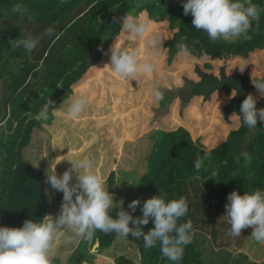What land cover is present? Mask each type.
Masks as SVG:
<instances>
[{
    "label": "trees",
    "instance_id": "16d2710c",
    "mask_svg": "<svg viewBox=\"0 0 264 264\" xmlns=\"http://www.w3.org/2000/svg\"><path fill=\"white\" fill-rule=\"evenodd\" d=\"M252 3L260 9V18L252 22L248 33L251 38L229 43L222 39L212 42L206 33L197 31L192 25L193 17L183 14L181 0H63V3L61 0H0V31L3 29L0 126L7 131L5 138L0 137V150L4 152L0 168V227H22L26 219L40 222L51 214L45 173L24 157V149L29 146L35 128L64 118L60 110L64 105L66 110L67 101L76 93L84 92L91 104L102 105L108 91L101 95L98 82L104 76L114 95L115 107L126 113L128 136L136 138L142 131L155 128L154 143L147 155L148 169L139 178L138 191L130 196L124 209L134 217H142L143 203L153 196L164 195L166 201L184 197L189 209L178 223L190 219L191 235L195 230H207L216 241L214 216L225 208L227 195L234 190L240 195L264 191V123L258 121L257 129L249 132L237 118L248 94L257 98V108H264V99L259 98L252 84V78L264 80V0H252ZM14 4L23 5L27 11L12 12ZM145 13L152 21L150 34L159 38L157 47L151 50L158 69L137 84L114 76L106 64L111 45L125 43L119 18L125 14L138 18ZM51 19L54 20L48 22ZM46 22V31L58 27L48 34V42L42 47L38 43L31 52L36 55L34 60L24 55L28 52L22 46H12L28 34L42 38L43 29L38 31L37 26ZM179 44L189 49L190 56L179 54ZM59 46L63 51L57 58ZM134 47L141 59L150 51L145 40L137 41ZM14 55L22 61L8 76ZM242 65H247L243 73L239 71ZM29 77L33 80L31 88L30 80L27 84ZM157 83L164 86L161 90L165 94L160 101L152 96L153 85ZM170 84L171 88H165ZM186 84L193 88L183 97ZM26 89L31 93L28 100L22 99V91ZM49 98L55 102L52 107L56 110L49 109L47 121L35 119ZM205 152L210 158L197 171L193 162ZM242 152L251 156V163L243 158ZM213 171L216 176H212ZM115 175L112 171L108 177L110 193ZM134 199L140 204L132 212L128 204ZM118 210L113 209L110 215L116 218ZM141 227L147 232L154 224L150 220ZM250 232V228L242 231L237 238L239 245L250 239ZM97 239L100 240L97 252L101 253L112 246L116 233L97 231L91 240L81 239L67 261L51 257V264H84L87 259L93 260L95 253L86 245L87 242L93 245ZM197 247L192 238L184 246L180 264H204ZM138 251L139 264L168 262L159 244L146 249L140 238ZM115 264L138 263L121 254L115 258Z\"/></svg>",
    "mask_w": 264,
    "mask_h": 264
},
{
    "label": "clouds",
    "instance_id": "9594fccd",
    "mask_svg": "<svg viewBox=\"0 0 264 264\" xmlns=\"http://www.w3.org/2000/svg\"><path fill=\"white\" fill-rule=\"evenodd\" d=\"M61 2L63 3V0ZM181 3L183 14L193 17L194 28L206 33L212 42L218 39L229 43L239 42L241 38L248 40L251 38L248 33L252 29V22H258L260 18V9L252 0H181ZM11 11L25 13L27 9L21 4H14ZM119 19L120 32L125 43L114 42L111 45L106 65L119 79L136 81L139 84L145 77L153 76L158 69L154 52L151 50L157 47L159 38L150 34L152 21L147 18L146 13L138 18L125 14ZM258 26L257 23V28ZM51 31L48 30L49 34ZM140 40H145L150 49L143 59L134 47ZM38 43V39L28 34L12 43V46H22L30 54ZM177 47L180 55L190 56V51L185 45L179 44ZM246 66H239V71L243 73ZM252 84L259 98L264 99V80L252 78ZM170 85L165 88H171L172 84ZM161 86L163 85L158 83L153 85L152 96L156 101L162 100L165 94ZM232 97L235 96L232 94ZM54 104L49 98L34 118L47 121L49 109L56 110L52 107ZM90 104L91 101L84 92L70 97L64 112L65 121L78 120ZM256 105L257 98L248 94L242 101L237 116L240 122L252 131L257 129L258 121L264 123V108H257ZM241 155L251 163L250 155L246 152ZM209 158L207 152L198 157L193 162L194 169L199 171L204 161ZM66 161H69L71 166L62 175H57V164L51 172L47 170L45 173V184L48 185L45 193L63 194L59 214L51 218L50 215L45 216L40 222L26 219L22 227H0V264H51V249L59 233L65 230H71L76 237L84 240H91L97 231L126 237L131 235L136 239L142 238L146 249L159 244L162 256L170 261L182 259L184 246L192 242L193 229L190 219L178 223L187 215L189 209L184 197L166 201L164 195L153 196L143 203L142 217H134L124 209L123 199L116 201L114 194L106 190L105 181L95 171V163L91 158ZM216 175L213 171L212 176ZM139 204L140 201L134 199L128 204V208L135 212ZM224 207L223 217L229 225L230 236L239 237L243 230L250 228L252 239L257 243H264V191L256 190L240 195L234 190L227 195ZM113 209H119L116 218L110 215ZM150 220L154 227L144 232L141 226L147 225Z\"/></svg>",
    "mask_w": 264,
    "mask_h": 264
},
{
    "label": "rangeland",
    "instance_id": "374dc122",
    "mask_svg": "<svg viewBox=\"0 0 264 264\" xmlns=\"http://www.w3.org/2000/svg\"><path fill=\"white\" fill-rule=\"evenodd\" d=\"M53 20L51 19L48 22ZM48 22L38 26L35 24L38 27V31L43 29V37L41 38L40 36V39H38L41 47L50 40L48 37L49 32L46 31ZM31 25L33 26V23ZM8 26L4 28L6 33L8 32ZM56 28L50 29L53 31ZM2 31L3 29L0 33ZM59 43L65 44L61 41ZM57 51H59L58 58L63 49H60L59 46ZM22 53L21 51L19 55ZM24 55L30 60L36 58V55L32 53ZM10 61L12 65L9 72L7 71L8 73H6L8 76L12 75V68L15 70L18 68V63L22 59L14 55ZM30 79L31 77L27 80V84ZM32 85L33 80H30V88ZM98 85L101 89V95L104 94L105 90L108 91L106 100L102 105L90 104L78 120L65 121L64 118L61 120L62 117H59L50 125L42 124L40 128H35L31 134L29 146L24 149V157L35 166L43 169L44 173L47 170L51 172L57 164V175H62L71 166L70 162L66 160L84 157L91 158L95 163V171L105 181L106 190H108L109 174L112 171L115 172L112 194L118 201L123 199L125 204L130 196H133L138 191L139 178L148 169L147 155L154 143L153 134L155 128L146 129L138 137L130 138L124 121L126 113L115 107L114 95L111 87L105 82L104 76L100 78ZM2 86L3 82L1 80L0 93ZM184 88L185 92L181 94L183 97L193 87L186 84ZM22 94L24 96L22 99L28 100L31 95L30 89L22 91ZM65 106L60 110L63 115ZM6 134V129L1 125L0 137L4 136L5 138ZM40 134L45 136L42 137ZM33 137L37 139L33 140ZM3 154L4 152L0 150V168ZM33 154L34 156H31ZM73 183H75V177L73 178ZM45 186L48 188V185L45 184ZM49 197V208H51L49 218H51V216L55 217L59 214L63 194L61 192H51ZM223 215H225V208L221 209L217 216H214L215 227L218 231L216 241L212 239L211 232L207 230L205 232L200 230L193 232L192 238L197 243V249L200 251V259L203 263L264 264V243H257L250 237V239L247 238L239 245L237 242L238 237L228 234L229 225ZM73 237L76 236L71 230L61 231L51 249L50 257H59L62 261H67L82 239L76 237V240H74ZM138 242L139 239L133 238L131 235L126 237L116 234V239L112 246L107 247L101 253L97 252L98 250H93V245L87 242L86 247L90 249V252L95 253V258L93 260H85L84 264H105L113 261L114 256L116 258L121 254L128 256L139 264L141 256L138 251ZM169 262L171 264H180V261L173 262L170 260L166 264H169Z\"/></svg>",
    "mask_w": 264,
    "mask_h": 264
},
{
    "label": "water",
    "instance_id": "95a60500",
    "mask_svg": "<svg viewBox=\"0 0 264 264\" xmlns=\"http://www.w3.org/2000/svg\"><path fill=\"white\" fill-rule=\"evenodd\" d=\"M190 91H192V90L190 89ZM99 245H100V240L97 239L96 242L93 244V250L97 251Z\"/></svg>",
    "mask_w": 264,
    "mask_h": 264
},
{
    "label": "crops",
    "instance_id": "0c3cea01",
    "mask_svg": "<svg viewBox=\"0 0 264 264\" xmlns=\"http://www.w3.org/2000/svg\"><path fill=\"white\" fill-rule=\"evenodd\" d=\"M115 200H117V199H115ZM117 201H118V200H117ZM125 204H126V203H125ZM125 204H124V206H125ZM73 239L76 240V237H73ZM110 259H111V257H110ZM114 260H115V256H114V258H113V261H111V262H109V263H111V264H115V261H114Z\"/></svg>",
    "mask_w": 264,
    "mask_h": 264
},
{
    "label": "flooded vegetation",
    "instance_id": "af4514ba",
    "mask_svg": "<svg viewBox=\"0 0 264 264\" xmlns=\"http://www.w3.org/2000/svg\"><path fill=\"white\" fill-rule=\"evenodd\" d=\"M249 132H252V130H250ZM247 137V139H248V136H246Z\"/></svg>",
    "mask_w": 264,
    "mask_h": 264
}]
</instances>
